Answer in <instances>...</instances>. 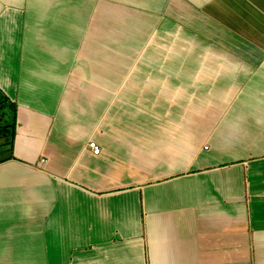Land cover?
Returning <instances> with one entry per match:
<instances>
[{"label":"crops","instance_id":"obj_1","mask_svg":"<svg viewBox=\"0 0 264 264\" xmlns=\"http://www.w3.org/2000/svg\"><path fill=\"white\" fill-rule=\"evenodd\" d=\"M0 264H264V0H0Z\"/></svg>","mask_w":264,"mask_h":264},{"label":"built area","instance_id":"obj_2","mask_svg":"<svg viewBox=\"0 0 264 264\" xmlns=\"http://www.w3.org/2000/svg\"><path fill=\"white\" fill-rule=\"evenodd\" d=\"M88 147L94 155H100L102 152V148L100 144L95 139H90L88 141ZM40 161L41 162L45 161V158L42 157Z\"/></svg>","mask_w":264,"mask_h":264}]
</instances>
